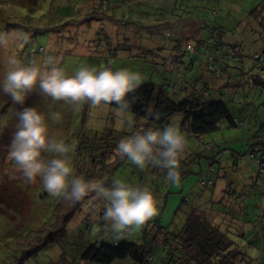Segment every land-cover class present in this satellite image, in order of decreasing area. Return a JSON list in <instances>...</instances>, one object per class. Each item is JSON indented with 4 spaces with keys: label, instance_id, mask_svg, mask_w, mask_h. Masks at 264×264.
Returning <instances> with one entry per match:
<instances>
[{
    "label": "rangeland",
    "instance_id": "rangeland-1",
    "mask_svg": "<svg viewBox=\"0 0 264 264\" xmlns=\"http://www.w3.org/2000/svg\"><path fill=\"white\" fill-rule=\"evenodd\" d=\"M176 1H170L162 10L164 4L158 0H104L106 11L108 5H112L107 13L109 18L90 21L85 20L86 0H0V79L10 55L26 64L35 61L41 68L60 67L68 75L84 66L112 70L126 68L141 73L143 84L151 82L161 86L173 100L181 101L193 86L192 80L197 81L196 77L206 72L203 69L195 74L198 68H190L187 58L186 64L176 66L174 58L179 48L184 47L174 37L183 30L181 24L196 20L201 12L198 11L200 4ZM201 1L205 7L203 11L208 14L207 25H211L213 15L210 10L215 7L221 18L218 20L239 22L237 32L227 33L224 41L228 45L242 42L246 62L251 63L253 52L264 50L262 28L255 34L249 33L250 27L255 25L247 18L264 0H218L219 3L215 0L216 4L214 0ZM92 6L95 5L90 8ZM168 25L171 27L161 28ZM184 27L187 28H184L187 31L185 37H193L195 26L185 24ZM209 29L203 27L202 35L214 45L219 34L216 31L214 35L206 34ZM151 30L156 33L150 34ZM190 43L193 44L192 40ZM205 46H199L201 55L198 54V58L206 54ZM50 58L52 64L48 63ZM202 62L206 59H200L201 65ZM200 83L205 80L200 79ZM212 96H215L214 92ZM223 98L231 111L242 105L251 112L253 106L246 103L245 98L257 99L256 107H263L264 89L245 83L236 92L225 89ZM26 107L39 109L46 117L50 136L69 146L67 155L76 175L109 182L110 186L120 179L133 187L149 188L157 200L155 217L164 228H179L192 210L231 214V208L227 206L244 205V212L235 209L236 213L229 216L233 218L229 223L231 237L241 252L264 263V230H261L260 220H255L261 215L264 203L261 208L260 190L253 182L257 166L248 157V144L241 132L222 121L218 131L203 136L200 141L180 129L186 138L180 157L181 181L171 184L163 175L165 169L152 178L150 172L157 165L149 164L150 170L149 165L140 169L116 151L122 138L145 129L146 120H136L130 113L120 114L119 109L109 104L92 106L88 101H56L35 90L28 94L23 105L14 103L9 95L0 92V264H82L80 254L83 249L102 240L113 243L112 232L120 240L139 243L142 238V226L132 227L129 233L125 230L116 232L103 219L102 223L108 226L102 231L101 221H85L83 212L71 217L65 235L50 229L39 230L53 222L54 212L63 197L49 194L39 179L27 181L9 156V145L19 122L17 114ZM180 121L181 116L177 115L169 123L179 127ZM208 146L215 150L208 152ZM105 154L108 158H103ZM214 155L222 161L218 174L207 168L209 158ZM45 156L50 158V154ZM99 165H112L109 179L102 175ZM202 179L213 180L216 186L202 187ZM95 195L89 201H94ZM98 201L105 209L107 201ZM98 210L100 218L102 211ZM237 219L245 226L244 235L240 231L238 236ZM219 222L222 223V219Z\"/></svg>",
    "mask_w": 264,
    "mask_h": 264
},
{
    "label": "trees",
    "instance_id": "trees-1",
    "mask_svg": "<svg viewBox=\"0 0 264 264\" xmlns=\"http://www.w3.org/2000/svg\"><path fill=\"white\" fill-rule=\"evenodd\" d=\"M102 1L86 0L84 5L88 7V11L85 14V20L92 21L109 18L107 13L112 9V5H108V11H106L104 9V0ZM170 1H172V3L173 1L177 2L176 0H158V3L162 2V4H164L161 5L163 10ZM181 1L190 5L200 4L198 11L201 12H198V16L195 17L196 20L193 21L191 19L189 22L181 24V29L183 30L179 29L180 32L174 37V40H178L181 46L184 47V49L179 48V53L177 57L174 58L176 66L179 67L186 64L185 61L188 60L190 68H198V72L195 74L201 73L203 69L206 73L201 74V77H196L197 81H194V79L192 80L193 86L187 91L186 96L178 102L173 100L163 87L151 82L142 84L126 97L130 105V112L128 113L132 114L136 120H146L145 128L159 127L161 129L167 126L169 121L175 116H181L179 128L185 130L188 135L200 141H202L203 136L218 131L222 121H226L230 128L239 129L242 132L243 127L247 125V123L233 115L227 101L224 100L222 95L224 90L228 88L220 89L219 85L224 84V80H226L228 76H231L228 81L230 90H238V88L244 86L245 83L249 84L250 87L253 84V86L262 87L264 89V50L252 54L250 58L253 64L250 66L251 68H246L243 43L241 42L239 44L236 42L228 45L224 41L227 33L234 34V32H237L240 28L239 24H237L239 22L236 23L234 21L229 23V20H218L220 15L215 7L210 10L213 15V18L210 19L211 25H207V23H209V18L208 14L203 11L205 7L201 0ZM91 5L95 6L90 8ZM171 6L172 5H169V7ZM250 12L247 18L250 21L249 23H253L255 26L250 27L249 33L255 34V31L259 28H262L264 32V1L255 11L251 10ZM110 20L113 22V18ZM185 24L195 26L196 31L193 37H185V33L187 32L185 29L189 28V26L185 28ZM205 26L207 28L210 27V31H206V34L212 33L211 35H214V31L219 34V40L215 41L214 45L212 40L209 41L205 38L206 35H202V30ZM169 27L171 26L168 25L161 28L167 29ZM191 28L193 29V27ZM156 30L157 29H154V31ZM154 31L151 30L150 34H155L156 32ZM207 37L209 38V36ZM260 38H262V36ZM150 39L152 42L153 38L150 37ZM190 40H192L194 45L190 43ZM203 44L206 45V54H203L202 58H198V54L199 56L201 55V48L199 46ZM185 58H187V60ZM203 58L206 59V62H202L201 65L200 59ZM191 64H194V66L191 67ZM246 77L251 78L252 81L247 80ZM200 79L203 82L205 80V83L199 84ZM213 92L215 96H212ZM245 99V102H250L253 106L252 108H254L253 112H250L251 115L247 117L248 120L250 122H252V120L257 121L256 112L258 109H264V101L262 103L263 107H256L255 100L257 99H253L252 101L248 98ZM109 105L119 109L114 102ZM263 137L264 122L255 138V143L248 145L247 150L248 157L257 166L253 182L255 187L260 190L262 200L260 203L261 208L264 203V174L262 173V165L264 164ZM206 150L212 152L215 148L208 146ZM107 155L108 154L103 155V158H108ZM98 163H101V161ZM221 164V159L216 158L214 155L209 158L207 168L210 172L218 174ZM111 166L112 165L104 167L99 165V169L105 178H108L111 172ZM148 168L150 170V165ZM157 168H154L150 172L152 178L155 177L157 172L163 169L160 166H157ZM163 175H166V171ZM104 183L106 186H110L109 182ZM200 185L202 187L213 188L216 186V183L213 180L202 179ZM231 193L232 191H230L228 195L230 196ZM94 194L95 193L89 194L81 201H71L62 198L54 212L53 222L47 225L45 224V226L39 230L50 229L54 230V233L63 232V235H65L71 217L76 213L82 212L85 214L83 217L85 221L95 220L99 222L103 220L104 208L103 205L99 206L98 201H102L103 199L95 195L94 201H89L91 200L90 197ZM225 196H227V194ZM89 208L92 209L88 211ZM227 208H231V214H226L223 211L192 210L187 215L184 223L176 229L164 228L159 219L155 217V220H149L146 224L142 225V238L139 243L120 240V238L112 232L110 238H113V243L102 240L93 244H88L83 249L82 254H80L82 264H260V259L255 260L239 250L236 240L231 237L233 233L229 230V223L231 220L233 222V218H229V216L236 213V210L238 212H244L245 206L240 205L238 208L227 206ZM98 209L102 211L100 218H98ZM263 218L264 209H261V215L257 216L255 219L256 221L260 220L259 225L261 226V230H264ZM221 219L223 221L222 223L219 222ZM241 224L242 221L237 219L235 226H238V236L241 234L244 235L245 226ZM104 226L106 227L108 225L102 223V231H104ZM125 231V233L131 232L132 227ZM240 231L242 232L241 234ZM108 239L109 238L105 240ZM82 243L84 245V242Z\"/></svg>",
    "mask_w": 264,
    "mask_h": 264
},
{
    "label": "clouds",
    "instance_id": "clouds-1",
    "mask_svg": "<svg viewBox=\"0 0 264 264\" xmlns=\"http://www.w3.org/2000/svg\"><path fill=\"white\" fill-rule=\"evenodd\" d=\"M48 63L52 64L51 58ZM143 83L141 73L126 68L84 66L68 75L60 67L41 68L35 61L26 64L10 55L0 79V92L19 105L35 90L56 101H88L92 106L114 102L119 113L126 114L130 112L126 97ZM17 115L19 122L9 145V156L27 181L39 179L49 194L71 201H81L95 193L107 201L103 219L116 232L142 226L158 214L156 197L147 187H133L120 179L106 186L102 180L76 175L67 155L69 146L50 136L46 117L39 109L26 107ZM185 145L184 133L169 123L163 129L148 127L135 131L118 142L116 151L140 169L149 164L160 166L166 170V181L178 184Z\"/></svg>",
    "mask_w": 264,
    "mask_h": 264
},
{
    "label": "crops",
    "instance_id": "crops-1",
    "mask_svg": "<svg viewBox=\"0 0 264 264\" xmlns=\"http://www.w3.org/2000/svg\"><path fill=\"white\" fill-rule=\"evenodd\" d=\"M257 52H253V54H256ZM252 55V54H251ZM252 64H253V62H252V59H251V61H250ZM246 64H245V67L246 68H251L250 66L252 65L251 63H249L248 61L247 62H245ZM192 66L191 67H193L194 66V64H191ZM231 78V76H228L227 78H226V80H224V84H220L219 86V88L220 89H222V88H228L229 89V84H228V81H229V79ZM242 83V82H241ZM243 84V83H242ZM237 87V86H236ZM219 89V90H220ZM230 90V89H229ZM233 90V89H232ZM235 92L237 91V90H234ZM220 94H222V93H220ZM223 95V94H222ZM245 109V110H244ZM254 109V108H253ZM232 113H233V115L235 116V117H238V118H240L241 120H243V121H245L246 123H247V125H245L244 127H243V130H242V132L239 130V129H237L239 132H241L240 134H241V136L247 141V144L248 145H251V144H254L255 142V138L257 137V135H258V133H259V130L261 129V126H262V124H263V122H264V109H258V111L256 112L257 113V121H253L252 120V122H250L249 120H248V116L249 115H251L250 114V112L249 111H247L246 110V108L245 107H243L242 105H240L238 108H234V112L233 111H231ZM251 112H253V110H251ZM253 115V114H252ZM263 262L261 261V263L260 264H262ZM264 264V263H263Z\"/></svg>",
    "mask_w": 264,
    "mask_h": 264
},
{
    "label": "built area",
    "instance_id": "built-area-1",
    "mask_svg": "<svg viewBox=\"0 0 264 264\" xmlns=\"http://www.w3.org/2000/svg\"><path fill=\"white\" fill-rule=\"evenodd\" d=\"M263 142H264V137H263ZM262 173L264 174V164L262 165Z\"/></svg>",
    "mask_w": 264,
    "mask_h": 264
}]
</instances>
